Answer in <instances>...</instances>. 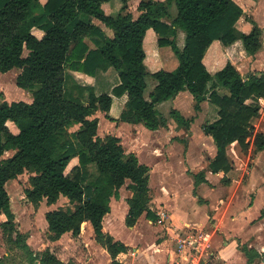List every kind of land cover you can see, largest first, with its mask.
<instances>
[{"label": "trees", "instance_id": "1", "mask_svg": "<svg viewBox=\"0 0 264 264\" xmlns=\"http://www.w3.org/2000/svg\"><path fill=\"white\" fill-rule=\"evenodd\" d=\"M110 1L47 0L42 4L41 0H0V72L18 68L16 84L32 95L31 102L0 101V213L7 216L0 226L9 251H25L29 264L66 263L51 247L34 252L26 235L16 227L6 184L25 171L32 173L25 193L34 205L43 200L51 205L61 197L68 200L66 206L46 212L50 241L66 232L77 236L83 224L90 221L97 241L118 264L116 258L127 246L105 231L103 218L110 211L111 198L119 196L127 179L133 191L128 199L127 224L133 226L145 212L148 218L157 220L148 207L150 167L140 163L134 153L126 154L119 137L98 135L99 120L91 118L98 111L110 121L143 123L150 130L168 126L170 118L189 129L194 117L186 118L172 109L167 118L156 108L158 103L189 90L196 111L201 110L205 100L218 107L219 118L203 126L217 146V154L209 163L213 173L232 170L227 152L232 143H238L245 153L252 145L255 153L264 149V133L256 131L253 123L260 117L264 70L250 72L245 78L228 61L212 74L203 61L215 40L226 47L242 41L250 54L262 47V30L258 26L250 33L237 29L244 11L235 0H141L137 18L128 11V0H121L123 5L117 14H107L102 5ZM173 4L177 8L174 17L170 11ZM94 19L112 29L113 36H108ZM34 28L44 35L37 37ZM149 29L158 35L159 46H170L175 53L179 62L175 70H148L144 39ZM177 29L186 34L183 49L175 38L171 39ZM110 68L120 78L112 93L97 94L93 86H86L85 100L74 92L79 94L82 87L69 83L67 69L95 76ZM149 76L157 84L147 99ZM124 94H128V101L119 118H115L110 115L113 96ZM76 125L78 128L70 131ZM68 132L69 137L62 136ZM8 151L13 154L3 158ZM90 165L96 167L93 177L88 173ZM193 176L196 186L207 181L203 171ZM243 250L251 264V251L246 247ZM6 259L0 257V264H7Z\"/></svg>", "mask_w": 264, "mask_h": 264}, {"label": "crops", "instance_id": "2", "mask_svg": "<svg viewBox=\"0 0 264 264\" xmlns=\"http://www.w3.org/2000/svg\"><path fill=\"white\" fill-rule=\"evenodd\" d=\"M140 1L128 0L127 2L128 10L134 18L141 14L138 9ZM235 1L244 11L236 23L237 29L243 33H250L254 26H258L262 30V47L255 54H250L244 49L242 41L226 47L221 41L215 40L207 50L203 61L212 74L230 61L246 78L250 72L258 73L264 70V0ZM107 4L108 2L104 3L102 8L107 14H112L109 12L113 7L110 6L107 10ZM100 24L106 34L112 37L114 33L110 31V28L102 22ZM34 29L33 33L37 37L41 38L44 35L42 30L37 29L41 32L38 36ZM173 38L178 47L183 49L186 44L185 32L177 29L175 37L171 36V39ZM144 46L147 49L145 64L150 72L166 69L165 67L170 68L166 70L172 71L178 67L179 62L174 58L173 50L163 54L166 46L158 45V35L153 29L147 31ZM68 72L78 79H83L87 82V86H93L97 94L112 93L113 88L120 83L119 74L113 68L98 72L95 76L72 70ZM113 73L115 78H112ZM104 84L108 87L106 90L102 88ZM156 84L154 78L150 76L147 78L145 91L147 99H150L149 94ZM25 91L28 97L24 98V101L31 102V93ZM113 97L110 115L119 118L128 101V94ZM6 101L9 102V99L7 98ZM165 105L171 110H178L186 118L194 117L190 128L179 126L171 118L168 126L150 130L143 123L105 121L103 119V117L106 118L105 114L101 111L91 116L99 120L98 135L100 137L107 134L119 137L126 154L134 153L140 163L150 167L151 199L148 207L157 215V220L148 218L145 212L133 226L127 224L130 210L128 199L133 196V191L129 188L131 184L129 179L120 188L119 196L111 198L110 211L103 218L105 231L110 233L115 241L127 246L126 251L118 254L116 262L118 264H172L177 256V236L196 229L213 230L217 226L218 230L216 229L213 237L211 263L248 264L249 257L243 250L246 247L254 257L251 264H264V215L262 214L264 211V149L255 153L252 145L247 156L242 155V149L238 143H232L227 150L233 163L232 170L228 173H213L209 163L217 154V146L213 138L204 131L203 126L219 118L218 107L209 100H205L201 104V110L196 111L195 99L189 90L181 91L177 96L158 103L156 108ZM170 112L162 115L169 118ZM102 120L108 123L107 130L103 132H101ZM263 123L264 112L254 122L256 131H261ZM10 152L12 155L13 151L6 153ZM4 156L3 158H7ZM248 162L252 165H248ZM200 171L205 173L207 181L196 186L193 174ZM59 200L51 205L43 200L37 206L28 200L30 203L23 207L11 199L16 227L26 235V242L30 248L34 252H40L51 247L58 258L66 264H115L108 251L97 241L90 221L83 224L81 233L77 236L72 232H66L56 241L49 240L46 212L60 207ZM66 202H68L67 199ZM24 208L31 214L37 211L41 230L32 227L34 220L26 222V230H23L24 224L20 218ZM162 211H165L167 215L160 222L158 219ZM6 220L7 216L0 213V223ZM7 254L6 251L0 257H5Z\"/></svg>", "mask_w": 264, "mask_h": 264}, {"label": "rangeland", "instance_id": "3", "mask_svg": "<svg viewBox=\"0 0 264 264\" xmlns=\"http://www.w3.org/2000/svg\"><path fill=\"white\" fill-rule=\"evenodd\" d=\"M46 2V0H41V3ZM123 5L121 0H111L110 2H108L107 4V10L110 8V6L113 7V9L109 12L112 14H117L121 8V6ZM129 12H131L130 10H128ZM171 11V15L172 17H174L177 13V8L176 5L173 4L170 8ZM95 23H99L100 22L96 19H94ZM106 29V28H105ZM35 33L40 36L41 32L38 31L37 29H34ZM108 31V30H107ZM110 31L113 33L112 29H110ZM87 42L90 44V46L94 47V45L92 44L91 38L87 37L86 38ZM156 45V44H155ZM148 46H150V42H148ZM165 50H163V54H167L168 51L172 50L170 46H166L164 47ZM28 53V51L25 49V55ZM174 54V58L178 61V58L176 57L175 53ZM166 69H170L165 67ZM71 69H67V73H68V78H70L69 83L74 82L76 85H79L80 87H82V90L79 91V94L77 91L76 94L79 97L84 98L85 100L88 97V92L85 90V88H87L86 84L87 82H85L83 79L81 78H76V76L71 75L70 72H68ZM149 70V69H148ZM74 71V70H72ZM19 69L18 68H14L6 73H2L0 72V93H2L0 95V101L1 100H6L7 98L10 101H15V100H25L24 98H27L28 96L26 95V91L21 89L20 87H18V85L16 84V75L19 73ZM79 72V71H78ZM83 73V72H82ZM86 74V73H85ZM88 75V74H87ZM112 78H115V74H112ZM86 85V86H84ZM70 86L72 87L73 85L70 84ZM90 86V85H89ZM103 89L105 88V90L108 88L107 85L104 84V86L102 87ZM101 89V87L99 88ZM214 108H216L214 106ZM157 110L161 113V114H167V112H170V108H168L167 105L165 106H158ZM103 119L105 121H109L108 119L104 118ZM256 120V119H255ZM254 120V122H255ZM253 122V123H254ZM10 127L15 131V127L9 123ZM108 123L104 122L102 120L101 122V132H103V130H107L108 128ZM110 125V124H109ZM78 126H75L73 129H77ZM73 129H70V131H73ZM261 131L264 133V123L261 126ZM71 134L68 132V134H62L63 137H69ZM103 137V136H101ZM238 147V146H236ZM240 147V146H239ZM238 147V148H239ZM242 155H247L250 153V151L248 153H245L243 150H241ZM12 152L10 153H6L4 157H8V155H11ZM248 165H252L251 162L247 163ZM89 171V175L90 177H93L94 175H96L97 171H96V167L94 165H90L88 167ZM32 175L31 172L29 171H25L23 174L19 175L16 179H12L9 182H7L6 184V189L8 190L11 199L13 200V202H16L17 204L25 207L26 204L30 203L28 201V198L26 197V193L25 190L26 188L30 187V182H29V177ZM59 203L64 206H66L68 204V202H66V198L61 197L59 200ZM37 212V211H36ZM36 212H34V214H31L30 212H26L25 208L23 210V212L21 213V221L24 225H22L21 223L19 224L20 226H23V230H26V222H29V220L33 221L32 222V227L36 228V230L40 229L41 230V226H40V222H39V218L37 219V215ZM7 251V259H6V263L7 264H29L28 263V258L25 254V251L21 250V249H15V250H10L8 249L7 245L4 242V238H3V233H2V229L0 227V255L4 254Z\"/></svg>", "mask_w": 264, "mask_h": 264}, {"label": "built area", "instance_id": "4", "mask_svg": "<svg viewBox=\"0 0 264 264\" xmlns=\"http://www.w3.org/2000/svg\"><path fill=\"white\" fill-rule=\"evenodd\" d=\"M263 99L264 97L259 99L261 106L260 116L264 112ZM166 215V212L162 211L158 221L162 222ZM216 229L218 230L217 226L213 230L196 229L189 231L185 235L177 236V256L172 264H210L213 255V237Z\"/></svg>", "mask_w": 264, "mask_h": 264}]
</instances>
